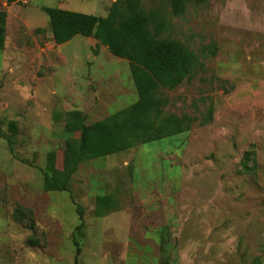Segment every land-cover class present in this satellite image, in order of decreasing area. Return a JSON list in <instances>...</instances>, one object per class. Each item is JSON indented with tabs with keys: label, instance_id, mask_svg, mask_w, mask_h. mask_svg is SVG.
I'll list each match as a JSON object with an SVG mask.
<instances>
[{
	"label": "rangeland",
	"instance_id": "obj_1",
	"mask_svg": "<svg viewBox=\"0 0 264 264\" xmlns=\"http://www.w3.org/2000/svg\"><path fill=\"white\" fill-rule=\"evenodd\" d=\"M115 4L128 19L158 14L157 50L186 64L149 105L127 59L95 37L56 44L44 11L107 16ZM0 9V264H264V0ZM114 114L138 141L76 165L78 119L92 128Z\"/></svg>",
	"mask_w": 264,
	"mask_h": 264
},
{
	"label": "trees",
	"instance_id": "obj_2",
	"mask_svg": "<svg viewBox=\"0 0 264 264\" xmlns=\"http://www.w3.org/2000/svg\"><path fill=\"white\" fill-rule=\"evenodd\" d=\"M8 4L19 0H6ZM49 16V25L56 44H64L73 37H95L101 44L107 46L110 53L127 59L132 76L141 92L142 98L149 105L153 100V92L161 85L174 86L183 74V67L175 68L165 54L157 50V37L165 29L164 22L155 12L138 13L127 18L120 4H115L107 16H98L66 10L57 7H45ZM5 10L0 9V48L6 38ZM122 114V113H121ZM121 114H114L95 124L92 128L85 124L83 117L78 119L80 125V147L76 165L84 160L123 151L134 145L138 138L127 142V130L118 126ZM121 128V129H120ZM72 170L68 173L70 177ZM45 184L51 190H66V185L56 178L45 176ZM31 216V211H29ZM22 210H15L19 221L28 220ZM34 228V225L31 224ZM30 239L29 243L36 244Z\"/></svg>",
	"mask_w": 264,
	"mask_h": 264
}]
</instances>
